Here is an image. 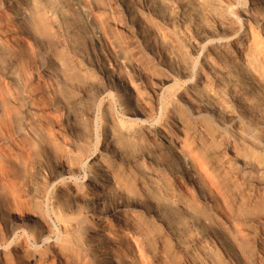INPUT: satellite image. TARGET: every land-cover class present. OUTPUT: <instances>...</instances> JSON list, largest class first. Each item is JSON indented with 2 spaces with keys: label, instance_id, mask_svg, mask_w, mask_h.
<instances>
[{
  "label": "bare ground",
  "instance_id": "bare-ground-1",
  "mask_svg": "<svg viewBox=\"0 0 264 264\" xmlns=\"http://www.w3.org/2000/svg\"><path fill=\"white\" fill-rule=\"evenodd\" d=\"M65 2L101 23L88 0ZM158 3L183 16L200 9L195 16L196 40L189 44L196 57L186 59L174 40L161 30L153 32L163 48L158 62L168 72L161 86L184 85L177 101L168 106L158 86L149 101H140L117 63L112 70L105 61L95 60L93 65L108 86H125L127 123L110 105L104 108L103 152L109 158L96 160L90 173L84 171L79 152L95 140L97 108L90 109L88 122L82 123L84 136L62 147L52 128L46 92L36 76L29 79L26 73L25 23L60 33L56 49H63L72 32L64 28L62 8L48 11L28 0L12 20L0 11V264H144L149 245L119 218L127 210L142 218L158 249L193 253L199 247L208 264H216L211 256L214 246L227 250V236L219 229L199 239L195 236L199 228L195 217L204 205L217 218L223 215L228 220L236 210L247 220L259 219L263 233L258 242L264 245V0H111L109 9L124 15L120 27L141 51H151L142 33L151 17L161 18ZM207 11L216 13L214 20L207 18L211 16ZM169 21L175 23L172 16ZM179 23L178 33L187 39L191 22ZM52 60L59 70L66 65L59 57ZM46 72L55 83L64 79ZM162 116L163 124L156 125ZM59 151L62 160L56 169L44 171L38 165ZM80 175L83 181L78 180ZM53 188L46 211L42 199ZM120 193L134 196L133 202L104 209L95 205L102 197ZM187 220L190 225L183 229ZM213 221L204 218L205 224ZM233 227L235 243L242 232ZM20 233L25 236L15 243ZM256 261L264 264V255H257Z\"/></svg>",
  "mask_w": 264,
  "mask_h": 264
},
{
  "label": "rangeland",
  "instance_id": "rangeland-1",
  "mask_svg": "<svg viewBox=\"0 0 264 264\" xmlns=\"http://www.w3.org/2000/svg\"><path fill=\"white\" fill-rule=\"evenodd\" d=\"M27 1L28 0H0V11L4 14L3 16L7 20H12V18L20 12V9L27 4ZM30 1L35 4L37 8L41 7L48 11L60 6L62 8V16L65 20L64 28L67 29L68 32H72V34L68 33L70 36V38H68L69 43L67 42V45L64 46L63 49L57 51L56 48L59 45L60 40H62L60 33L43 31L32 25L31 22H27L25 23L26 31L22 35V38L25 41V51L23 54L26 64V73L29 79H34L36 76L39 80L40 86L46 92V103H48L47 106L51 110L52 123H54L52 124V128L53 130L55 129L54 131L56 132L57 139L62 147H70L74 145V143L76 144L78 140L84 136L82 123L88 122L87 114L90 109L93 107L97 108L98 132L92 133L95 142L93 141L91 147L88 149H81L79 152L84 165V171L90 173L92 165L96 160H99L102 156L105 159L109 158L104 156L103 152L104 132L101 126L104 123V108L107 105H110L111 110L118 119L127 123L123 115L125 86L120 83L111 84V87L108 86L107 81L101 76L102 74L96 69V67H94L93 64L96 62L95 60L99 59L100 61H105L107 67L112 70L117 68V63L118 69H120L126 79H129V81L135 86L140 95V101H149L153 89L158 86L162 96L161 99L164 105L166 104L165 106H168L177 101L178 90L181 86L184 87V85L182 83L173 84L172 82L166 85V87H168L167 89L161 86L162 77L168 74V72H166L158 62V57L161 55L163 48L162 43L153 32L157 29L161 30L162 35L164 34L168 38H171L175 41V45L178 48H182V54L186 56V59H189V56L195 58L196 56L194 57V55H192L193 53L189 44L196 40V23L198 22L195 16L200 9L196 8L195 11H188L187 14L183 16L182 14L172 12L165 4H156V10H158L161 18L151 17L147 22L146 29L142 33V37L144 36V38L147 39V45L151 49L150 52H146L138 49V46L133 39L122 30L120 25L125 22V17L122 13L109 9L111 0H88V4L93 12H95L101 19L100 24H96L93 20H90L75 11L68 6L69 4H67L65 0ZM207 13L211 14V16L207 15L209 20H212L216 16V13L213 14L211 11H207ZM170 16L175 20L174 24L169 21ZM184 18L192 23H189L187 27L188 32L190 33L187 39H183L178 33L180 30L179 22L180 20H185ZM13 28L18 30L17 26H13ZM44 34L47 37H45ZM176 34L178 37H176ZM57 53L59 56H57ZM53 57H59L63 60L62 62L66 61L65 66L67 67L65 68L63 64V69L65 68L64 70L56 68L53 64ZM68 60H72L73 63L71 61L69 62L71 64L67 65ZM68 68H70V70H68ZM46 69L51 70L53 76L59 74L62 75L64 79L55 83L50 76H48ZM66 73L68 75H66ZM175 79H177V81H183L178 77ZM52 82L56 84L55 87ZM106 87L109 90L104 93L103 89ZM102 93L104 94L102 95ZM80 117H85V119L81 118V120L79 119ZM163 118L164 116L159 118L158 123H153H156V125H162L164 122ZM131 125L133 127L139 126V124L135 123H131ZM61 160L62 155L59 151L58 153L51 154L48 158V162L47 160L45 161L44 158L39 160L38 165H41V168L43 167L44 171H48L51 168L56 169V163ZM43 172L41 175H43ZM84 178V175H80L78 180L80 179L79 181H83ZM54 189L55 188L52 189L48 197L42 199V207L46 211L50 210V199ZM192 191L193 194L197 193L194 189H192ZM196 196L197 195H194L195 198ZM133 199L134 196L132 195L122 193L109 194V196L101 198V204L96 203L95 205L104 209L109 206H118V204H131ZM130 213L131 212L127 210L125 213H122L119 218L122 217L123 224L127 225L130 231H138L148 242L150 253L145 258L144 256L142 257L144 259V264H191V261L197 262L198 264H208L207 258L204 257L199 247H197L196 251L193 253H189L188 251L177 253L173 249H158L157 246H155L156 237L146 233V225L142 218L138 215L131 216ZM205 217H213L214 221L205 224ZM227 218L228 220H226L223 215L219 218L215 217L211 207L209 205H204V210L195 217V221L198 222L199 225L201 224V226L197 224L199 228L193 233L199 239L203 235H210L213 231L219 229L225 234V238L227 236L225 240L227 245L226 251L219 246H214V249L211 250V256L216 260V264H258L256 261L257 255H264V245H261L258 242L259 236L263 233L257 223L259 219L251 221L247 220L241 217L236 210L233 213L230 212L227 215ZM189 225V220L186 222L184 221L183 229H188ZM234 225L237 230L242 232L241 239L235 243L233 241L236 237V229L233 227ZM24 236V233L18 234L14 240L15 243L22 240ZM169 254H171V258L169 257Z\"/></svg>",
  "mask_w": 264,
  "mask_h": 264
}]
</instances>
